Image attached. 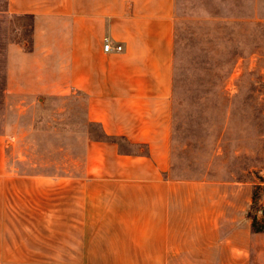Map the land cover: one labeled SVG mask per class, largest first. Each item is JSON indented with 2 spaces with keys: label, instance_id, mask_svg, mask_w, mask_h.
Wrapping results in <instances>:
<instances>
[{
  "label": "crops",
  "instance_id": "0c3cea01",
  "mask_svg": "<svg viewBox=\"0 0 264 264\" xmlns=\"http://www.w3.org/2000/svg\"><path fill=\"white\" fill-rule=\"evenodd\" d=\"M4 13L33 17V50L6 46L4 92L39 105L77 96L101 136H88L77 174L22 178L7 173L0 135V264H244L215 248L196 185L171 177L176 0H7ZM175 236L207 258L171 259Z\"/></svg>",
  "mask_w": 264,
  "mask_h": 264
},
{
  "label": "rangeland",
  "instance_id": "374dc122",
  "mask_svg": "<svg viewBox=\"0 0 264 264\" xmlns=\"http://www.w3.org/2000/svg\"><path fill=\"white\" fill-rule=\"evenodd\" d=\"M6 6L0 0V135L7 138V173L77 174L85 142L101 130L86 122L77 96L39 105L4 92L6 46L20 40V27L28 24L4 13ZM174 85L171 177L196 185L200 219L205 209L213 211L215 248L228 243L230 259L264 264V233H253L249 218L252 212L264 218V0H176ZM178 219L172 227L183 234L190 210ZM181 240L174 237L171 259L207 258L206 252L191 255L188 238ZM222 254L226 258L217 250L209 258Z\"/></svg>",
  "mask_w": 264,
  "mask_h": 264
},
{
  "label": "trees",
  "instance_id": "16d2710c",
  "mask_svg": "<svg viewBox=\"0 0 264 264\" xmlns=\"http://www.w3.org/2000/svg\"><path fill=\"white\" fill-rule=\"evenodd\" d=\"M15 17L20 19L27 18L28 24L20 27L22 37L20 40L14 41V43L24 46L25 50L30 52L33 50V17L28 15ZM249 218L252 220L253 233H264V218L259 220L257 214L254 212L250 213Z\"/></svg>",
  "mask_w": 264,
  "mask_h": 264
},
{
  "label": "built area",
  "instance_id": "2783aa9c",
  "mask_svg": "<svg viewBox=\"0 0 264 264\" xmlns=\"http://www.w3.org/2000/svg\"><path fill=\"white\" fill-rule=\"evenodd\" d=\"M104 51L108 52V53L112 52V51L121 52V51H123V47H122V45H117L116 47H113L111 42L108 39H105Z\"/></svg>",
  "mask_w": 264,
  "mask_h": 264
}]
</instances>
